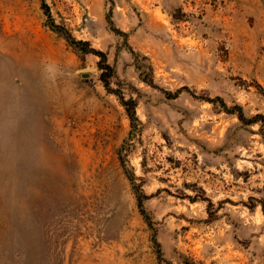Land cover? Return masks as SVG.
<instances>
[{
	"label": "rangeland",
	"instance_id": "374dc122",
	"mask_svg": "<svg viewBox=\"0 0 264 264\" xmlns=\"http://www.w3.org/2000/svg\"><path fill=\"white\" fill-rule=\"evenodd\" d=\"M0 264H264V0H0Z\"/></svg>",
	"mask_w": 264,
	"mask_h": 264
},
{
	"label": "trees",
	"instance_id": "16d2710c",
	"mask_svg": "<svg viewBox=\"0 0 264 264\" xmlns=\"http://www.w3.org/2000/svg\"><path fill=\"white\" fill-rule=\"evenodd\" d=\"M48 13V12H47ZM70 37H68V39H69ZM71 42V44L72 45H75V46H77V45H80V43H77V42H75L74 40H70ZM98 53V55L100 56V57H102V60H101V67L103 68V69H105V68H109L110 69V66L107 64V62H106V60H105V56H104V54L103 53H101V52H97ZM104 83H105V86L108 88V89H110V85H109V82L104 78ZM122 99V103L124 104V106L126 107V111H127V113H128V116H129V118H130V120H131V122H132V124L135 126V124H136V122H138V118H137V115H136V109H135V103H134V101H125L123 98H121ZM141 197V196H140Z\"/></svg>",
	"mask_w": 264,
	"mask_h": 264
}]
</instances>
